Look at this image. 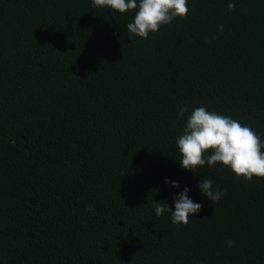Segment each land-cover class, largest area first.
Returning <instances> with one entry per match:
<instances>
[{
	"label": "trees",
	"instance_id": "1",
	"mask_svg": "<svg viewBox=\"0 0 264 264\" xmlns=\"http://www.w3.org/2000/svg\"><path fill=\"white\" fill-rule=\"evenodd\" d=\"M188 8L144 39L135 10L0 0V264H264V178L183 169L176 143L201 106L264 141V0ZM185 187L202 209L157 216Z\"/></svg>",
	"mask_w": 264,
	"mask_h": 264
},
{
	"label": "clouds",
	"instance_id": "2",
	"mask_svg": "<svg viewBox=\"0 0 264 264\" xmlns=\"http://www.w3.org/2000/svg\"><path fill=\"white\" fill-rule=\"evenodd\" d=\"M92 6L110 7L121 14L135 10L134 20L127 24V30L130 36L144 39L149 37L150 32H158L162 25L171 24L177 17L186 18L189 13L188 0H92ZM235 7V3H228L230 11L235 10ZM218 30L222 32L223 25H218ZM215 38L214 36L213 39ZM187 112V107H181L178 116L184 117ZM176 143L182 157L179 160L183 169L197 172L205 164L212 167L220 163L230 168L237 178H264V141L250 126L242 125L230 116L209 111L203 106L197 107L188 115L186 127ZM165 182L179 187L177 181L166 179ZM213 184L214 181L210 179H202L199 187L202 194L215 203L221 199L224 191L214 189ZM188 192L189 189L185 187L178 194L175 211L166 202H156V215L161 216L168 211L173 223L187 224L190 215L202 209V205L193 202ZM227 243L232 247L235 242L228 240Z\"/></svg>",
	"mask_w": 264,
	"mask_h": 264
}]
</instances>
